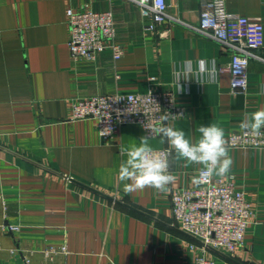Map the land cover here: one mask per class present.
Returning a JSON list of instances; mask_svg holds the SVG:
<instances>
[{
    "label": "crops",
    "instance_id": "0c3cea01",
    "mask_svg": "<svg viewBox=\"0 0 264 264\" xmlns=\"http://www.w3.org/2000/svg\"><path fill=\"white\" fill-rule=\"evenodd\" d=\"M166 1L168 14L183 24L165 23L151 33L130 0H0V264H191L201 251L202 243L176 223L171 203L173 189L198 183L200 166L175 161L170 168L176 180L163 193L125 192L118 180L127 158L122 150L139 144L142 127L122 125L109 141L94 120L69 118L75 99L162 88L174 91L186 109L167 125L195 141L198 126L215 123L227 139L242 129L247 114L264 109V47L256 52L263 60L249 63V92L233 94L231 51L187 26L199 25L208 0ZM225 2L229 11L264 23V0ZM69 8L113 11L124 54L114 58L107 48L95 63L73 62ZM184 60L215 61L217 80H181L178 92L172 71ZM149 143L168 147L161 136ZM229 154L230 173L254 218L234 257L209 248L205 254L217 264H264V150L230 148ZM48 247L67 252L47 258Z\"/></svg>",
    "mask_w": 264,
    "mask_h": 264
},
{
    "label": "built area",
    "instance_id": "2783aa9c",
    "mask_svg": "<svg viewBox=\"0 0 264 264\" xmlns=\"http://www.w3.org/2000/svg\"><path fill=\"white\" fill-rule=\"evenodd\" d=\"M130 1L139 6L142 17L147 20L145 29L148 32L157 33L165 23L183 24L179 18L168 14L166 0ZM67 21L70 29L68 46L73 62L95 63L107 48L112 50L114 58L124 54L123 47L116 42L117 25L113 11L69 8ZM187 26L231 51L228 65L231 92L247 94L250 88V60H263L256 52L264 47V23L260 19L229 11L225 0H208L204 3L199 25ZM71 109L69 118L72 121L94 120L102 138L109 141L122 125L139 124L144 135L149 136L151 130L161 125V117L166 113L175 116H170L164 122L166 124L186 115V109L177 105L174 91L162 88H151L144 93H111L75 99ZM156 137L160 135L153 132L151 138ZM227 140L230 148L264 150V135L256 137L244 129L230 133ZM167 149L154 150L164 152ZM171 203L178 226L202 243L201 251L191 264H217L215 258L205 254L208 247L234 257L254 218L251 202L230 172L224 177L213 176L205 180L199 171L196 185L172 190ZM8 228L11 231L20 230L19 225ZM195 247L192 245V248ZM66 252L65 247L44 250L47 258Z\"/></svg>",
    "mask_w": 264,
    "mask_h": 264
},
{
    "label": "clouds",
    "instance_id": "9594fccd",
    "mask_svg": "<svg viewBox=\"0 0 264 264\" xmlns=\"http://www.w3.org/2000/svg\"><path fill=\"white\" fill-rule=\"evenodd\" d=\"M217 76L215 61L184 60L178 67L174 66L172 71L173 84L178 92L184 90L181 80L195 79L203 85L214 83ZM259 94L264 95V85H261ZM170 116L168 113L163 115L161 125L151 130L149 136L141 137L138 145H132L127 151L122 150L127 158L119 166L118 180L124 182L125 192L143 191L146 188L155 189L157 193L167 191L168 186L176 180L170 167L177 160L185 161L186 165L200 166V175L205 180L213 176L224 177L231 171L233 161L229 154L230 145L222 127L215 123L198 126L196 131L199 138L193 141L184 130L164 123ZM241 128L256 137L264 135V109L247 114ZM153 132L167 143L166 151L158 152L150 145Z\"/></svg>",
    "mask_w": 264,
    "mask_h": 264
},
{
    "label": "water",
    "instance_id": "95a60500",
    "mask_svg": "<svg viewBox=\"0 0 264 264\" xmlns=\"http://www.w3.org/2000/svg\"><path fill=\"white\" fill-rule=\"evenodd\" d=\"M71 181L76 182V183H78L79 185H81V186H83V187H85V188H87V189H90V190H92V191H94V192H96V193H98V194H100V195H103V196H105L106 198L110 199L111 201H113V202H115V203H117V204H123V203L120 202L119 200H117V199H115V198H113V197H110V196H108V195H105V194L101 193L100 191L94 190V189H92L91 187H89V186H87V185H83V184H81V183H79V182H77V181H75V180H73V179H71ZM125 205H126V204H125ZM126 206H128V205H126ZM128 207H129V206H128ZM191 237H193L194 239L198 240V241L201 243V241H200L198 238L194 237L193 235H191ZM208 248L211 249V250H213V251L216 252V253H219V254L224 255V256L227 257V255H225L224 253H222L221 251H218L217 249H215V248H213V247H208Z\"/></svg>",
    "mask_w": 264,
    "mask_h": 264
}]
</instances>
